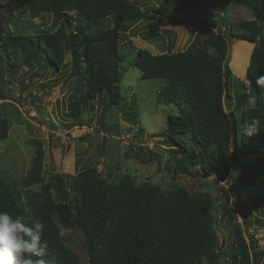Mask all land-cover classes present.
Returning a JSON list of instances; mask_svg holds the SVG:
<instances>
[{
	"label": "trees",
	"instance_id": "obj_1",
	"mask_svg": "<svg viewBox=\"0 0 264 264\" xmlns=\"http://www.w3.org/2000/svg\"><path fill=\"white\" fill-rule=\"evenodd\" d=\"M6 1L15 2L10 10L18 16L11 13L12 24L30 13L51 15V25L42 28L28 19L30 31L13 33L0 14V78L24 66L60 72L70 55V76L82 86L70 103L75 120L103 93L109 94L111 104L124 99L118 91L124 74L120 64L125 61L120 37L149 17L140 0ZM206 3L218 11L237 4L251 11L254 19L224 23L219 30L201 27L191 44L177 52L153 54L140 48L130 65L141 71L142 78L164 79L158 102L173 101L180 108L179 114L169 116L168 130L159 135L169 137L158 142L170 146L167 150L177 162L174 174L192 175L197 167L198 174L226 181L234 204L251 195L264 203V0H172L168 8H154L156 23L202 26L205 21L191 15V6ZM109 17L119 26L102 28L101 22ZM230 36L254 44L247 76L255 102L249 107H245L252 97L249 90L236 99L230 93L233 71L229 62L224 64ZM225 96L231 111L225 109ZM3 112L0 139L8 136L10 127ZM99 122L121 133L118 126ZM32 144L36 152L32 167L21 180L0 167V264H82L65 243L61 226L82 232L89 264H216L224 255L213 227L215 199L210 192L139 183L130 173L112 182L95 166L79 171L68 188L59 173L47 178L45 151L39 141ZM39 183L41 189L34 191ZM227 211L235 228L234 264H264V246L258 248L254 239L249 245L234 211L231 207ZM256 220L264 227V217Z\"/></svg>",
	"mask_w": 264,
	"mask_h": 264
},
{
	"label": "rangeland",
	"instance_id": "obj_2",
	"mask_svg": "<svg viewBox=\"0 0 264 264\" xmlns=\"http://www.w3.org/2000/svg\"><path fill=\"white\" fill-rule=\"evenodd\" d=\"M140 1L144 9H149V17L122 31L120 37L119 51L125 56V61L120 64L124 74L118 83V91L124 99L119 104H111L109 94L103 93L102 97L91 100L90 107L84 109L79 120H75L71 114L70 103L82 86L79 80L70 76V55H67L66 67L60 72L37 65L24 66L16 69L13 74L7 71L9 73L5 78H0V94L8 95L7 99L0 98V111H4L3 115L10 124L8 136L0 139V167L15 179L21 180L30 171L36 153L32 141H39L45 151L47 178L51 173H59L66 180L68 188L72 187L73 177L79 171L95 166L103 177L112 182L118 181L122 174L130 173L139 183L152 181L165 189L183 186L192 192L208 191L215 199L212 210L213 227L224 251L216 264H234L235 228L228 222L230 214L227 210L231 207L234 211L233 218L241 224L247 243L253 245L251 240L254 239L256 246L263 248L264 227L259 226L256 219L264 217V203L251 197L253 195L244 197L241 205L246 207L247 212L241 214L232 201L226 181L218 180L210 173L198 174L197 167L192 175L174 174L172 169L177 167V162L170 156V152L160 153L153 147L169 137L159 135L168 130L169 116L179 114L180 108L173 101L158 102V93L165 86V80L142 78L141 71L131 66L130 61L135 58L140 48L150 50L153 54L177 52L191 44L197 33L203 30L201 27L211 26L212 30H219L224 23L252 20L254 16L247 8L237 4L228 5L218 11L206 3L202 7L191 6V15L205 21L202 26H159L155 18L157 14H152L156 11L154 8H168L173 5L172 0ZM0 4L4 5L0 14L5 23L10 24L13 33L30 31L32 25H28V19H33V24L42 28L51 25V15L34 16L30 13L21 15L17 18L18 23L12 24L13 21L9 19L11 13L18 16L15 14L17 12L10 10L15 2L0 0ZM206 10L214 14L209 15ZM22 24L28 25L26 29L22 28ZM100 26L115 27L119 26V22L109 17ZM251 49L253 50L251 43L236 39L232 48L229 47V64L233 71L230 77V93L236 99L238 95L249 90L252 97L245 107L255 102L246 72ZM35 72H41L40 76H33ZM233 104L237 115H240L234 100ZM100 119L109 126H118L121 133L116 134L113 130L103 128ZM77 121L83 124L79 125ZM188 141L193 146L194 143L198 144L195 140ZM161 146L166 149L170 147ZM32 189L39 191L41 184H36ZM60 228L65 243L77 253L81 263L89 264L82 232L77 228Z\"/></svg>",
	"mask_w": 264,
	"mask_h": 264
},
{
	"label": "water",
	"instance_id": "obj_3",
	"mask_svg": "<svg viewBox=\"0 0 264 264\" xmlns=\"http://www.w3.org/2000/svg\"><path fill=\"white\" fill-rule=\"evenodd\" d=\"M153 12H154V13H152V14H158L157 11H153ZM234 39H235V38L232 37V36L229 37V47H230V48H232V46H233ZM230 58H231V54H230V52H229L228 57L226 58V60H225V62H224L225 65L230 61ZM224 105H225V109H226L227 111H231V110H232V106L229 104V98H228V96H225V97H224ZM153 149H154L155 151L160 152V153H163V152H165V151H166V152L169 151V150H167L165 147H163V146H161V145H159V144H155L154 147H153ZM235 207H236V209L239 210V212H240L241 214H246L247 209H246V207H245L244 205H241V204H235Z\"/></svg>",
	"mask_w": 264,
	"mask_h": 264
},
{
	"label": "crops",
	"instance_id": "obj_4",
	"mask_svg": "<svg viewBox=\"0 0 264 264\" xmlns=\"http://www.w3.org/2000/svg\"><path fill=\"white\" fill-rule=\"evenodd\" d=\"M239 41H244V40H239ZM246 42H248V41H246ZM248 43H251V42H248ZM252 44V48L254 47V44L253 43H251ZM249 60H250V58H249ZM248 64H249V62L247 63V66L246 67H248ZM246 72H247V70H246Z\"/></svg>",
	"mask_w": 264,
	"mask_h": 264
}]
</instances>
